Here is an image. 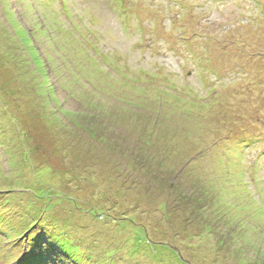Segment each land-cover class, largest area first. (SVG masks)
<instances>
[{
	"label": "rangeland",
	"instance_id": "374dc122",
	"mask_svg": "<svg viewBox=\"0 0 264 264\" xmlns=\"http://www.w3.org/2000/svg\"><path fill=\"white\" fill-rule=\"evenodd\" d=\"M0 88V264H264V0H0Z\"/></svg>",
	"mask_w": 264,
	"mask_h": 264
},
{
	"label": "trees",
	"instance_id": "16d2710c",
	"mask_svg": "<svg viewBox=\"0 0 264 264\" xmlns=\"http://www.w3.org/2000/svg\"><path fill=\"white\" fill-rule=\"evenodd\" d=\"M34 1H37V0H34ZM64 8V7H63ZM67 7H65V9H66ZM67 11V10H66ZM70 14H71V11L69 10V11H67L66 12V15L69 17L70 16ZM73 26H75V25H73ZM42 31V30H41ZM43 32V31H42ZM24 35H27L28 36V33L27 32H24ZM32 35H33V33H32ZM28 38H30L29 40H30V42H31V45L35 48V46H34V44H33V42H32V36L30 37V36H28ZM36 51H37V55H38V57H39V59L41 58L40 57V55H39V52H38V50H37V47H36ZM94 51H96V50H94ZM98 60H101L102 61V58H100V56H105V55H108V62H111V61H115V60H117V58L119 57V55H112L111 53H109L108 52V54H101L100 52H94V54H93ZM181 56V58H182V60L184 59V60H188L189 62H193V65H194V69H196V70H198V68H202V66H203V63L202 62H199L198 61V59L199 60H201V55H195L194 53H191V51H190V53L188 54V57H186V56H184V55H180ZM42 59V58H41ZM43 60V59H42ZM92 59H89V61H91ZM41 62V61H40ZM186 63H187V61H185ZM42 63V62H41ZM125 64H123V66L125 67V68H128V67H130V68H132L133 66H131L129 63H126V62H124ZM202 65V66H200V67H197V65ZM74 65L76 66V64L74 63ZM78 66H80L79 64H77ZM43 66H44V62H43ZM69 66V65H68ZM70 66H72V64H70ZM81 67V66H80ZM118 67L119 68H122V62H120L119 63V65H118ZM124 67H123V69H124ZM204 68V67H203ZM52 69V68H51ZM140 69H144V68H140ZM205 69V68H204ZM199 71V70H198ZM199 72H201V71H199ZM125 73V72H124ZM117 74L118 75H122L123 73H118L117 72ZM126 75H127V73H126ZM127 76H129V75H127ZM133 79H131L130 81H132ZM135 82H137V80L135 81ZM166 88H168L169 90H174V91H177V88L176 87H173L172 85H170V84H166ZM2 89L0 88V91H1ZM191 93H193V94H195L196 96H197V100L199 101L200 99H199V95L197 94V93H195V92H191ZM173 95H174V97H176V98H179V95H178V93H172ZM186 96V98H184V99H182V101H184L185 103H189L190 105H195L196 104V102L198 103V101H196V99L195 98H193L192 97V95L189 97V96H187V95H185ZM143 103L141 104V108H143L144 107V101H142ZM99 105V104H98ZM99 107V106H98ZM126 107H128V105L126 106ZM138 108V107H137ZM98 112L99 113H96V111H95V113H94V115L95 114H97L98 115V117H99V119L100 118H102V117H109L108 118V120L114 125V124H116V119H115V114L114 113H112L111 111H108V114H107V110L106 109H103V108H99L98 109ZM120 114H118V116L117 117H119V119H120V121H122L123 120V116H119ZM152 124V122L150 123V125ZM152 127H153V125H152ZM109 131H111L110 129H108ZM141 129H139L138 131H140ZM145 132V130H143L142 131V133H144ZM148 141H150V140H148ZM113 149V148H112ZM117 152H121V151H117ZM164 152H165V150H164ZM163 153V152H162ZM138 156H140L139 158L141 159V156H143L142 154H140L139 153V151H138ZM144 159H142L141 161H143ZM165 164L166 163H164V165L163 166H165ZM186 165V166H185ZM185 165H183L178 171H179V175H176L177 177L175 178V179H177L179 182H182L183 180V175H184V173H185V168L186 167H190L191 166V164H185ZM172 172H170V173H168V176L171 174ZM177 183L178 182H176L175 180H174V182L173 183H171V184H167L168 185V194H174V197L176 198V197H178L179 195L180 196H182V194H184V191H182V192H180L179 190H178V187H177ZM179 185V184H178ZM176 186V187H175ZM182 186H183V184H182ZM184 188V187H183ZM59 195L58 196H60L59 198H58V200H64V195H60V193H58ZM188 199H187V197H184V199H182V201L183 202H186ZM193 202H192V201ZM196 200V199H195ZM188 202H189V204L191 205V206H189L190 208H192V205L194 204V200L193 199H189L188 200ZM192 202V203H191ZM75 203H76V206L77 207H79V205L77 204V201L75 200ZM163 206L165 207V209L167 208L168 209V205L166 204V203H164L163 204ZM87 211H90L92 214H94V215H96V217H100V218H105V217H108V212L107 211H104L103 209H99V208H88V210ZM215 214H217V213H215ZM214 214V215H215ZM202 216H204L203 214H202ZM117 218V217H116ZM215 219V218H214ZM134 220V219H133ZM126 221H128V222H126L125 224L126 225H128V229H133L135 226H136V224H138V223H136V224H134V223H132L131 221H130V219H128V220H126ZM166 221H167V219H166ZM178 221V220H177ZM215 221H219L218 219H215ZM208 224H211V225H213L214 226V222L213 221H211V222H209L208 221ZM141 225V224H140ZM140 225L138 226V227H136V230L135 231H133V232H131L130 233V240H128V246L130 247V250L129 251H131L132 253H131V256H134V255H138L140 252H142V253H146V255H148L153 261H156V262H161V263H165V262H167V264H191L190 262H192V261H186L185 259H184V257H183V252H182V250L181 249H179V247H178V245H174L173 244V242L175 241V239H173V241H166V242H161L160 244H158L157 242H154L152 239H150L149 238V236H148V229H146L145 228V226H142V227H140ZM171 226V225H170ZM204 226V227H203ZM201 227H203V229H202V233H204V229H206V231L205 232H208L207 230H209V231H211L212 230V227L210 226V225H202ZM200 227V228H201ZM215 227V226H214ZM122 228V227H121ZM171 229V231H175V230H173L172 228H170ZM215 229L217 230V227H215ZM127 230V229H126ZM145 230L147 231V232H145ZM138 231V232H137ZM211 233V232H210ZM185 235V234H184ZM133 237V238H132ZM216 239H217V241L218 240H221V238L220 237H216ZM131 242H133V244L131 245ZM126 245V246H127ZM133 246V247H132ZM145 246V247H144ZM176 247V248H175ZM220 246H219V244H217V246H216V248H219ZM168 252L169 254H165L164 252ZM148 256H145V257H148ZM166 256V257H165ZM215 260H217L216 258H215ZM196 264V263H195Z\"/></svg>",
	"mask_w": 264,
	"mask_h": 264
}]
</instances>
